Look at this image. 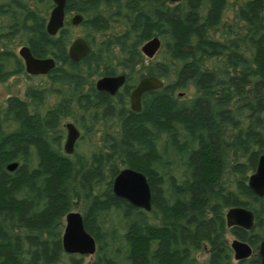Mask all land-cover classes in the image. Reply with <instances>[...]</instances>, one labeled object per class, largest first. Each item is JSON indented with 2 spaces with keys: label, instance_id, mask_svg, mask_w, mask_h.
Instances as JSON below:
<instances>
[{
  "label": "rangeland",
  "instance_id": "374dc122",
  "mask_svg": "<svg viewBox=\"0 0 264 264\" xmlns=\"http://www.w3.org/2000/svg\"><path fill=\"white\" fill-rule=\"evenodd\" d=\"M5 1L0 0V6ZM209 1L149 0L147 6H129L126 11L131 13L128 12L131 19L122 34L116 29V32L104 35L90 22L86 23L87 27L74 26V35L85 37L89 52L73 64L71 90L67 86L50 89L47 77L29 78L24 72H17L20 67L14 60V63L12 59L9 64L7 62L5 50L13 49L17 53L21 45L8 38L14 32H19V36L27 33L30 47L35 52H44L36 46V41L41 36L39 27L48 17V0H11L10 9L17 12L15 16L0 13V126L3 125L0 144L4 152L12 150L20 155L6 163L0 161V177L9 180L8 185H14L6 203L16 207L14 212L0 216V239L5 237L4 242L11 244L14 264L15 261L17 264L225 262L222 252L210 250L224 235L220 220L214 216L221 214L224 217L231 207H246L238 204L244 196L236 194V179L244 178L247 183L259 156L264 153V137H261V141L254 144L255 167L243 164L241 155L236 159L233 157L234 139L240 135L239 130L253 128L258 117L264 125V113L258 109L263 103L260 98H264V83L255 73L260 66L259 44L264 43V0H256L254 18L251 8H247L254 0H221L215 20L201 27V17L213 8ZM89 10L91 12L84 21L95 23L102 16L101 7L94 3ZM170 10H174V15L181 20H194L196 23H191L193 30L198 28L200 31L198 35L194 31L189 34L185 47L175 43L170 23L173 11ZM13 23L20 24L15 31L9 27ZM26 23L29 26L26 28H31L28 31L23 27ZM137 23H140L137 35L147 33L152 25L153 37L159 40V47L152 56L143 54L142 57L134 40L124 38ZM226 52H232V55ZM118 60H125V66H119L118 71L126 72L133 80L149 74L162 83L142 96L138 112L123 102L124 98L128 100L125 88L100 101L89 100L86 95L80 99L91 80L108 71L110 65L118 66ZM9 70L16 73L2 78ZM246 74L252 81L254 94L253 99H247V102L244 99V103L229 91L239 84L233 78H242ZM31 90L33 95H39L28 94ZM59 90L67 97H73V102L69 101L72 117L64 116L60 122L52 124L54 116L50 109L62 104ZM25 103L29 108H25ZM204 107L210 110L216 127L214 138H209L207 130L206 133L200 131L188 119L202 112ZM237 107L241 110L235 114ZM155 109L161 113L160 117L152 116ZM5 111L13 120L3 118ZM36 111L39 116L34 113ZM66 121L76 124L79 137L72 152L60 156L58 138ZM138 125L146 132H138ZM137 132L141 134L140 139H137ZM16 133H31L33 140L17 150L15 144L12 146L3 141L4 136ZM246 147L250 149L249 143ZM206 149L212 154L204 157L208 164L206 171H202L196 156L203 155ZM247 149H243L244 153ZM11 162H16L17 166L9 172L6 165ZM123 168H134L145 174L151 188L152 211L134 212L127 200L114 194V171ZM4 170L7 177L1 173ZM93 173L96 178L88 177ZM51 179L57 180L58 192L63 194L66 206L49 219L40 220L39 215L46 211L43 198L51 189L47 180ZM190 185L200 187L199 190L207 188L205 203L198 204V193L192 194ZM68 211H78L84 217V224L95 239L94 253L77 254L74 258L63 248V252L58 253L44 245L43 231L59 222L65 224ZM178 211L183 214H176ZM253 212L255 225H258L264 219V211L257 205ZM206 226L208 229L205 230ZM258 228L240 231L238 237L254 244L256 240L252 234ZM162 235H171L169 248L176 249L177 258L167 256L160 261ZM233 238L236 235L227 230L226 244L230 245ZM231 263L237 264L232 253Z\"/></svg>",
  "mask_w": 264,
  "mask_h": 264
},
{
  "label": "trees",
  "instance_id": "16d2710c",
  "mask_svg": "<svg viewBox=\"0 0 264 264\" xmlns=\"http://www.w3.org/2000/svg\"><path fill=\"white\" fill-rule=\"evenodd\" d=\"M148 1L149 0H69V4H70V6L75 7L78 10L85 12L86 16H89V14L91 12L89 10V8H91L94 3L96 4V6H98V8L101 7L102 16L95 23H93L91 20L90 21L88 20L92 25H95L96 27H99L100 29H101V27H103V24L105 21V19H104L105 14L102 12V6H104L108 9L109 5L111 4L112 8L109 9L110 11H108L106 13V16H109L108 18L113 17L114 21L118 20L121 23L122 30H120V32L122 34V32L124 33V29L129 27V23H130V19H131L130 15H129L130 12L126 11V9L129 6H133V5H139V6L140 5H146L147 6ZM195 1L196 0H191V3L195 2ZM256 3H257L256 0H254L253 2L250 1L248 4L246 3L248 5L247 8H251L250 13H251L252 18H254V16L256 15V14L254 15V10H255L254 6H256ZM220 4H221V0L209 1V6L210 7L212 6L213 8L209 12L208 15L201 17V19H202V21L200 22L201 27H204L206 25V23L213 22L215 20L217 8H219ZM170 12H172L171 13L172 14L171 15L172 20L170 21V23H171V26L173 29V35H174V39L176 41L175 43H177L181 47H185L186 46L184 43L185 39H187L189 37V34L192 31H194L193 25H191V23H193L194 20L191 22L188 20H185V19L181 20L178 16L174 15V10H170ZM122 18H123V20H122ZM137 18H140V17L138 16ZM126 20H127V22H126ZM146 20L149 21L148 18H146ZM194 23H196V22H194ZM98 25H100V26H98ZM200 26H199V28H200ZM131 27H132L130 29L131 33L126 32V36H124V38H128V35L130 33V40L131 39L134 40L135 47H137V43H139L141 40L149 37L150 34L153 33L152 25H149V31L147 33H143L140 35H137V31L140 27V23H137ZM197 29L198 28H196L194 32H197V35H198V34H200V31H199V29L198 30ZM115 32H116V30H115ZM42 39H45V38L42 36ZM252 41L254 43H256L254 38L252 39ZM127 47L128 46H126L125 49ZM126 50H128V49H126ZM226 54L232 55V52L231 53L226 52ZM132 57H133V55H132ZM258 57L260 58V64H259L260 66H259V71L256 70L255 73L259 77L261 82L264 83V43L263 42L259 44ZM258 61H259V59L257 58V62ZM250 75L252 76V73ZM203 76H205V75H203ZM242 76L244 77V75H242ZM243 77L242 78L241 77L233 78L236 80V82L239 81L238 82L239 84L236 88L230 90L229 93L234 92L235 96L240 98L239 101L240 100L244 101V99H245L247 102V99L248 100L253 99L252 95L254 94L253 93L254 90H253V86H252V81L251 80L249 81L248 74H246V76L244 78ZM233 79H230V81L231 82L235 81ZM245 83H248L249 85L247 84L248 86L247 85L245 86ZM246 94H248L249 97H248V95L245 96ZM260 99L263 101V103L258 109H259V111H261V113L262 112L264 113V98L262 97ZM216 101H219V100L216 99ZM244 103H245V101H244ZM239 104H241V102H239ZM241 105H239V106H241ZM240 110L241 109H239L237 107L235 114H238V112ZM152 113H153L152 116H154V115L158 116V117L161 116V113H159L158 110H156V109ZM188 119H190V121H192L193 124H195V126H197L200 129V131L205 132V130H207L208 134L210 135L209 138H211V137L214 138L216 127L214 126L213 118L210 115V110L207 107H204L202 112H197L196 115H194L193 117H188ZM0 128H2V127L0 126ZM244 129H245V127H244ZM244 129L241 128L238 132L240 135L234 139L235 140V142H234L235 146H234V151H233L234 152L233 157L236 159V157H239V155H241L244 158L243 164H245L246 166L255 167L256 160H257V153L255 152L254 144L259 143L261 141L260 138L264 137V125L262 124V120H260V118L258 117V118H256V124H255V126H253V128L247 127L246 130H244ZM137 130H138V132H140L141 130H142V132H146L145 129L142 128V126H139V128ZM138 132H137V139H140L141 134ZM30 134L31 133H28L27 135L21 134V133L9 134L7 136H4L3 141L8 142V144L11 143L12 146L15 144L17 146V150H20L21 147H23V144L29 143L30 140L31 141L33 140L32 138L34 135L31 136ZM248 143H249L250 149H247V147H246L248 145ZM7 146L9 147L10 145H7ZM3 148L4 147H1V144H0V161L6 163L9 160L20 157V155L15 154L17 152L14 153V152H12V150L4 152ZM243 149H245V150L247 149V151H246L247 153H244ZM138 153L140 154L141 151ZM210 153L212 154V152L210 150L206 149L203 151L204 156L202 154H199L196 156V162H198L197 163L198 165L202 166V171H206V169H207L206 167L208 164V163L206 164V160L204 157L207 158ZM140 157H142V156H140ZM118 171L119 170L116 169L114 171V175H116ZM5 172H7V171L6 170H4V172L1 171L2 175L7 177V174ZM88 177H90L91 179H94L97 176L95 173H93V174L89 175ZM195 177L197 178V176H195ZM236 182L238 184V187L235 189L237 196H238V194L244 196V200H240V203H238V204L242 205V206L249 207L251 210L254 211L256 209L257 205H259V202H262V205H259V206H260L261 210L264 211V209H263L264 199L261 201L260 198H258L257 196H255L251 192V190L247 186V183L245 182V179L244 178H238V179H236ZM9 183H10L9 180H7L6 178L4 180L0 177V216L2 214H4L5 212L6 213L11 212L12 213L16 210V207L14 206V204L8 205L6 203V199L11 197V190L14 188V185L11 184V186H10V185H8ZM47 183L49 184V187L51 189L46 191V194H45L46 197L43 198V200L45 202L46 211L39 215L40 220H42L44 218L49 219L51 217V215H54L56 213L57 210L58 211L61 209L63 210L64 207L66 206L64 198H63V194L58 192L57 180L56 179L55 180H52V179L47 180ZM17 185H19V184H17ZM199 188L196 186L190 185V190H192V194L196 195V193H198L196 195L198 198V201H199L198 204H201V202L205 203L204 199H206L207 188L204 187L203 190H201V189L199 190ZM208 192H210L209 189H208ZM110 198H111V196H110ZM124 202H127V201H124ZM5 204H6V206H5ZM133 209H134L133 210L134 212L135 211L143 212V210L136 208V207H134ZM66 211L67 210H65V212ZM181 213L182 212L178 211L176 214L181 215ZM214 218L218 221L219 220L221 221L222 215L219 214L217 216H214ZM40 228H38V229H40ZM63 228H64V224L62 222H59L56 225H54L53 227H50V228L45 229L43 231L44 245H46L48 247V249H50V251L58 252V253L63 252L62 251V243H61ZM38 229H36V230H38ZM206 229H208V226L205 227V230ZM5 240H6L5 237L0 239V259H3L0 261V264H14L13 263L14 258H15L14 250L11 247L10 243L4 242ZM169 241L170 242L172 241L171 235H165V236L162 235L161 236V239H160V243L162 244V254H161V258H160L161 262H163L164 258H167V256H169L170 258H175V257L177 258L176 249L172 250L171 248H169V245H170ZM221 245H222V242L217 243L216 246H211L210 250L212 252L214 251L216 253H218V252L221 253V251H219V247H221ZM223 255H224V253L222 252V256ZM68 256L75 258V257H77V254H69L68 253ZM15 264H17L16 261H15ZM73 264H75V263H73ZM175 264H178V263H175ZM208 264H217V262H215V261L212 263L209 262ZM223 264H227V259H225V262Z\"/></svg>",
  "mask_w": 264,
  "mask_h": 264
},
{
  "label": "flooded vegetation",
  "instance_id": "af4514ba",
  "mask_svg": "<svg viewBox=\"0 0 264 264\" xmlns=\"http://www.w3.org/2000/svg\"><path fill=\"white\" fill-rule=\"evenodd\" d=\"M10 2H11V0H6L0 6V13L3 15L8 14L10 17H14L16 11L14 9L13 10L10 9V4H11ZM48 2L50 4L48 11H47L48 17L44 19L43 24L39 27L41 36L36 41V46L41 47L44 50V52H41V53L35 52V50H33L30 47V45H29L30 39L28 40V36L26 35L27 33H22L21 36H19L20 35L19 32H14L13 34H11L12 36H10L8 38L9 39L12 38L13 40H17V42L20 43L21 45L18 48L17 53L13 49H6L5 50V54H6L7 58H9L7 60V62L9 64L11 59H12V61L14 60L15 63L17 65H19V67H20L19 70H17V72L18 73L24 72V74H26V76L29 78L30 77H42V78L47 77L50 81L49 83L51 84L50 89L55 90V87L61 88L62 86H67L71 90L73 87V83H72V78H73V74H74L73 64H74V62H76L77 60H80L83 56H85L89 52V46H88V43L86 42L85 37L80 36V35L75 36L74 31H73V27L74 26L82 27V25L86 26V23H89V21H84V19L86 17L85 12L80 11L77 8L70 6L69 0H65L62 25L56 30L55 33L51 34L47 31V22L49 20L51 11H52L55 4H54L53 0H48ZM6 4H8V5H6ZM111 8H112L111 4L109 5L108 9L104 6H102V12L105 14L104 15L105 21H104L103 27H101V31H103L104 35H108L109 33L114 32L116 29H119V30L122 29V25L118 20L114 21L113 17L108 18L109 16H106V13L108 11H110L109 9H111ZM37 15L40 16L39 14H37ZM76 15H78L79 18H78V21L76 23H74L73 20H74ZM27 18H28V16H27ZM19 25H20L19 23H17V24L13 23L12 25H9V27H12L13 31H15L14 28L15 27L18 28ZM23 27L27 31L29 29H31V28H26V27H29L27 25V23L24 24ZM62 33H64V38H62ZM42 36L45 39H42ZM16 37H18V39H16ZM77 38L83 39V41L85 42V44L87 46V51L85 54H83L78 59H73L71 54H70V48ZM128 38H130V33L128 35ZM152 38H153V33H151L149 37H147V38L141 40L139 43H137V48L139 49L140 53L142 54V57H144V55H143L144 53L142 51V46L148 40H150ZM49 46H51V49ZM22 47L28 48L30 54L37 59L51 58L53 60V66L48 71H46L45 73H31V72L27 71L25 59L20 54V50ZM14 61H13V63H14ZM118 63H119L118 66L110 65L108 71L103 73L97 79L94 78L93 80H91L86 91L85 92L83 91V93L80 95V99L84 98V95H86L89 100H91V99L96 100L97 99L98 101H100L106 97L114 96L117 92H119L121 90V88H125L126 89L125 94L127 95L128 100H126V98H124L123 102L126 105H130V107L134 111L138 112L140 110V107L138 110H135L132 107V101H131L132 92L142 77L151 76V75L143 74V75L139 76V78L133 80L130 75L126 74V72H123L122 70L118 71L119 66H125V60H122V61L118 60ZM13 73H16V72H14V71L12 72V70H9V71L4 72L1 77L7 78L10 74H13ZM97 74H98V71H97ZM104 76H123V82L117 88V90L114 93H110L107 90L98 89L96 86V82L98 81V79H100L101 77H104ZM152 90L144 91L140 96V100L146 92H149ZM36 91L40 92V90H36ZM31 92H32V90L30 92H28V94L32 95L33 97L39 95L37 93H36V95H33V93H31ZM58 93L60 94V96L62 95L63 100L61 99L62 104L60 105V107L54 106L53 108L50 109V113L53 114V116H54L52 124H56V123L60 122L61 119L64 118V116L65 117L69 116L71 118L72 117L71 113L73 112L72 109L70 108V106H71L70 104H72L71 102H73L72 101L73 97H67L66 93L62 92L61 90H59ZM69 101H71V102H69ZM139 103H140V101H139ZM63 105H65V106H63ZM80 105H81V103H80ZM25 108H29L28 103H25ZM4 113L5 114L3 115V118L5 120H7V121L13 120L9 112L5 111ZM34 113H36L38 116L40 114L38 111H36ZM70 123L73 124L75 126V128L77 129L78 137H79V130H78L76 124L72 121H66L64 123V130L63 129L61 130L62 134H60V137L58 138L59 139L58 146H59L60 156L69 155L72 152V151L67 152L65 150V143H66L67 135H68L67 125ZM7 126H8V124H7ZM1 127H3V125H1ZM63 131H64V134H63ZM78 137H77V139H78ZM62 140H64V141L62 142ZM73 147H74V145H73ZM6 170H8L7 165H6ZM9 172H11V171H9ZM147 182L149 184L148 180H147ZM149 188H150V184H149ZM251 192L255 196H257L258 198H260L261 201L264 199V194L259 196V195L255 194L252 190H251ZM259 205H262V202H259ZM152 206H153V203H152V199H151V188H150L149 208H142V207H137V206H133V207L139 208L141 210H145L147 212V211H152ZM237 207H240V206H237ZM244 208L250 210L253 214V217H254L253 210H251L249 207H244ZM263 209H264V206H263ZM226 213H225L224 217H222V220L220 221V225H221L222 231H224V235H223V238L220 240V242H222V245H221V247H219V251L224 253V257L227 259V264H232L231 263V253L233 254V259L236 260L237 264H263L262 263V257L259 254V249H260L262 241H264V219L260 220V223L258 225H255L254 218H253V220L251 221V223L247 227H244V226L238 225V224L228 225L227 221H226ZM256 226H258L259 228H258L257 232L252 234V236H254L255 240H256L254 244L251 241L246 242V241H244L238 237L240 231L248 232L249 230H253ZM227 230L231 231L232 234L236 235V238H233L231 240L230 245L226 244L225 232ZM234 239L245 242L246 244H248V246L251 249V252L248 256H246L244 258H240V259L235 258V251L232 247V241Z\"/></svg>",
  "mask_w": 264,
  "mask_h": 264
},
{
  "label": "water",
  "instance_id": "95a60500",
  "mask_svg": "<svg viewBox=\"0 0 264 264\" xmlns=\"http://www.w3.org/2000/svg\"><path fill=\"white\" fill-rule=\"evenodd\" d=\"M54 7L47 22V31L51 34L62 25L65 0H53ZM76 15L74 23L78 21ZM159 47V40L156 37L148 40L143 46L142 51L148 56H152ZM87 51V46L82 38H77L70 48L73 59H78ZM20 54L25 59L26 69L31 73H45L53 66L51 58L37 59L33 57L28 48L22 47ZM123 76H104L98 79L96 86L98 89L107 90L114 93L122 84ZM161 81L155 76L142 77L131 96L132 107L138 110L140 107V96L144 91L159 88ZM68 135L65 143V150L71 152L73 145L78 137V131L73 124H68ZM17 166L16 162L7 164L8 170H13ZM248 187L257 195L264 194V153L258 158L255 171L248 177ZM114 194L127 200L130 204L137 207L149 208L150 188L147 178L143 172L134 168H123L117 172L112 182ZM253 220V214L244 207H231L226 213L228 225L238 224L247 227ZM62 248L69 254L88 255L95 252L96 245L93 235L86 229L83 216L78 211H68L65 214V224L61 237ZM232 247L235 251V258L240 259L248 256L251 252L250 247L245 242L234 239ZM259 254L264 264V241H262Z\"/></svg>",
  "mask_w": 264,
  "mask_h": 264
},
{
  "label": "bare ground",
  "instance_id": "6f19581e",
  "mask_svg": "<svg viewBox=\"0 0 264 264\" xmlns=\"http://www.w3.org/2000/svg\"><path fill=\"white\" fill-rule=\"evenodd\" d=\"M83 220H84V218H83Z\"/></svg>",
  "mask_w": 264,
  "mask_h": 264
}]
</instances>
